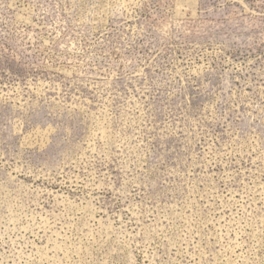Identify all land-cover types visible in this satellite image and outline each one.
I'll list each match as a JSON object with an SVG mask.
<instances>
[{
    "label": "rangeland",
    "instance_id": "374dc122",
    "mask_svg": "<svg viewBox=\"0 0 264 264\" xmlns=\"http://www.w3.org/2000/svg\"><path fill=\"white\" fill-rule=\"evenodd\" d=\"M0 264H264V0H0Z\"/></svg>",
    "mask_w": 264,
    "mask_h": 264
}]
</instances>
